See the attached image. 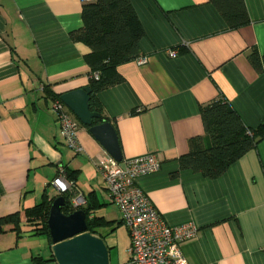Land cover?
Returning <instances> with one entry per match:
<instances>
[{
	"label": "crops",
	"instance_id": "crops-1",
	"mask_svg": "<svg viewBox=\"0 0 264 264\" xmlns=\"http://www.w3.org/2000/svg\"><path fill=\"white\" fill-rule=\"evenodd\" d=\"M243 1L249 22L229 28L208 0H130L146 62L120 64L123 81L96 94L122 159L154 153L160 160L158 171L137 178L159 215L197 226L182 244L190 264H264V139L217 178L178 163L204 136L200 106L219 96L247 127L264 123V66L258 71L249 60L254 50L264 56V0ZM82 7L80 0H0V216L20 215L19 229L0 233V264H57L50 236L34 234L25 220L44 195H58L50 184L57 176L73 177L82 206L111 222L95 234L109 264H131L126 227L119 252L107 239L117 226L105 212L112 203L96 163L109 154L81 124L82 152L69 149L51 104L50 95L89 83L90 49L70 37L83 25Z\"/></svg>",
	"mask_w": 264,
	"mask_h": 264
},
{
	"label": "trees",
	"instance_id": "trees-1",
	"mask_svg": "<svg viewBox=\"0 0 264 264\" xmlns=\"http://www.w3.org/2000/svg\"><path fill=\"white\" fill-rule=\"evenodd\" d=\"M208 1L229 28H237L249 22L243 0ZM82 19V27L72 31L70 37L74 42L87 44L90 49L84 57L89 67V106L91 111L100 113L99 118L92 120V124H98L106 118L102 115V107L96 94L123 81L117 67L141 56L139 42L144 30L130 0H92L83 3ZM249 60L258 71L264 66V56H260L255 50L249 54ZM200 116L204 136L190 141L189 151L178 158L180 169H188L208 178H217L232 162L264 139V123L257 128L247 127L228 100L222 96L201 105ZM69 177L70 188L61 193L65 197V205L61 210L64 214H70L78 208L83 209L86 213L87 231L96 234L101 227L111 222L91 215L89 205H73L72 198L77 189L74 178ZM53 198L49 200L44 195L40 203L26 210L25 220L32 226L34 234L49 235L47 219ZM8 228H20L19 212L0 216V233ZM99 236L103 238L101 233Z\"/></svg>",
	"mask_w": 264,
	"mask_h": 264
},
{
	"label": "built area",
	"instance_id": "built-area-1",
	"mask_svg": "<svg viewBox=\"0 0 264 264\" xmlns=\"http://www.w3.org/2000/svg\"><path fill=\"white\" fill-rule=\"evenodd\" d=\"M86 3L92 0H80ZM170 57L178 52L168 49ZM145 56L135 60L138 64L146 62ZM43 89V85L40 87ZM60 134L66 146L75 153L82 152L77 139L80 122L70 109L59 99H51ZM108 193V200L117 208L122 224L129 235L127 254L131 264H190L182 252V244L194 237L197 226L191 222L179 225L168 224L157 212L137 184V178L156 172L160 160L154 153L116 161L110 155L96 163ZM61 194L70 188L71 183L64 176L55 177L50 183ZM84 196L77 191L72 198L75 207L83 205Z\"/></svg>",
	"mask_w": 264,
	"mask_h": 264
},
{
	"label": "water",
	"instance_id": "water-1",
	"mask_svg": "<svg viewBox=\"0 0 264 264\" xmlns=\"http://www.w3.org/2000/svg\"><path fill=\"white\" fill-rule=\"evenodd\" d=\"M91 89L88 86L73 89L59 95V99L70 109L81 125L88 127L92 136L116 161L122 160L114 126L103 119L92 124L100 113L89 106ZM65 197L56 195L50 205L47 219L53 259L57 264H109V249L104 239L87 231L86 213L78 208L64 214L61 208Z\"/></svg>",
	"mask_w": 264,
	"mask_h": 264
},
{
	"label": "rangeland",
	"instance_id": "rangeland-1",
	"mask_svg": "<svg viewBox=\"0 0 264 264\" xmlns=\"http://www.w3.org/2000/svg\"><path fill=\"white\" fill-rule=\"evenodd\" d=\"M104 209H105V212L107 213L108 216H115V220H116L115 226H117V227L114 231H111L108 234L107 239H108L109 243L113 244V246L115 248L114 251L119 252L120 249L122 248V243H123L124 239L127 237L126 232H125L126 229H125L123 224L122 225L119 224V219H117V217H116V210H115L114 206H112V204L105 206Z\"/></svg>",
	"mask_w": 264,
	"mask_h": 264
},
{
	"label": "bare ground",
	"instance_id": "bare-ground-1",
	"mask_svg": "<svg viewBox=\"0 0 264 264\" xmlns=\"http://www.w3.org/2000/svg\"><path fill=\"white\" fill-rule=\"evenodd\" d=\"M59 194V193H58Z\"/></svg>",
	"mask_w": 264,
	"mask_h": 264
}]
</instances>
